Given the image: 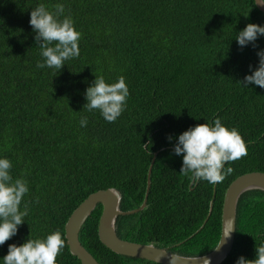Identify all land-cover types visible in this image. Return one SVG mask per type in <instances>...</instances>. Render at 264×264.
<instances>
[{
	"label": "trees",
	"instance_id": "trees-1",
	"mask_svg": "<svg viewBox=\"0 0 264 264\" xmlns=\"http://www.w3.org/2000/svg\"><path fill=\"white\" fill-rule=\"evenodd\" d=\"M255 0H0V158L12 163L13 180L27 181L21 211L29 214L15 236L0 245V264L11 244L45 239L61 231L66 247L57 264H82L71 253L66 223L91 193L116 187L122 209L146 207L118 217L121 238L155 243L184 255H203L218 244L225 193L238 176L264 171V88L242 81L259 66L264 35L241 47L236 36L249 23L264 26ZM63 4L81 33L79 57L61 70L43 62L30 13ZM251 66V67H250ZM95 76L106 83L123 76L129 88L124 112L107 122L83 108ZM87 117V126L80 119ZM236 128L247 156L226 164L234 171L215 185L190 186L179 172L178 137L215 119ZM172 137L169 140V137ZM149 142H151L149 144ZM213 211L204 227L196 233ZM99 203L80 232L82 244L101 264H161L122 255L99 237ZM264 243V191L245 192L238 204L233 249L221 264L256 258Z\"/></svg>",
	"mask_w": 264,
	"mask_h": 264
},
{
	"label": "clouds",
	"instance_id": "clouds-1",
	"mask_svg": "<svg viewBox=\"0 0 264 264\" xmlns=\"http://www.w3.org/2000/svg\"><path fill=\"white\" fill-rule=\"evenodd\" d=\"M255 4L264 6V0H256ZM63 13V4L54 5V11H49L44 4H40L30 13V25L36 33V44L44 58L43 62L37 61L36 67L39 69L47 66L61 70L65 61L80 55L81 33L75 29L70 16L60 19ZM261 35H264V26L249 23L238 33L236 40L244 47L250 42L254 44ZM257 55L258 68L251 75H246L242 81H238L244 87L255 84L264 88V50ZM129 94L123 76L114 83H106L103 76H95L92 86L86 89L87 103L83 108L89 112L99 110L102 117L112 123L124 112ZM87 123V117L80 119L81 127H86ZM171 139L170 136L169 140ZM173 151L175 155L183 154L179 173L188 178L190 186L201 180L212 185L222 182L226 175L234 171L232 167L225 169V165L248 154L246 142L240 132L236 128L229 129L224 126L219 118L215 119L214 125L202 123L184 131L179 135ZM11 168L9 159L0 158V245L17 234L18 226L25 222L24 218L29 214L27 205L23 211L20 207L25 194L29 192L27 181L22 178L13 180L10 175ZM232 231L233 226L229 222L216 250L230 239ZM65 247L66 241L62 232L57 230L45 239L28 238L20 246L9 245L3 264H57V257ZM255 252V259L248 260L241 256L236 264H264V243L256 245Z\"/></svg>",
	"mask_w": 264,
	"mask_h": 264
},
{
	"label": "water",
	"instance_id": "water-1",
	"mask_svg": "<svg viewBox=\"0 0 264 264\" xmlns=\"http://www.w3.org/2000/svg\"><path fill=\"white\" fill-rule=\"evenodd\" d=\"M256 5L259 9L264 11V6L259 4ZM158 154L159 150L154 153L151 161L148 171L146 195L139 207L123 210L121 206L123 199L121 190L116 187H109L91 193L72 212L65 226L66 236L71 253L76 255L82 264H101L80 240V232L83 225L99 203L103 205V212L99 221L100 240L118 254L144 258L161 264H205L206 261H208V264H221L227 259L235 243L239 201L242 195L247 191H264V171L244 173L235 178L229 185L223 203L221 236L230 222L233 226L230 239H227L219 250L215 249L218 246L217 244L214 249L206 254L184 255L173 252L166 247L158 246L155 243H142L121 238L117 231V221L120 215L133 214L146 207L152 185L151 177L153 167ZM213 206L214 200L211 201L207 218L196 233L204 227L212 214Z\"/></svg>",
	"mask_w": 264,
	"mask_h": 264
}]
</instances>
